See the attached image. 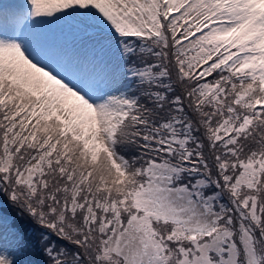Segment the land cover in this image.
<instances>
[{
    "label": "snow or ice",
    "instance_id": "snow-or-ice-1",
    "mask_svg": "<svg viewBox=\"0 0 264 264\" xmlns=\"http://www.w3.org/2000/svg\"><path fill=\"white\" fill-rule=\"evenodd\" d=\"M0 264H264V0H0Z\"/></svg>",
    "mask_w": 264,
    "mask_h": 264
},
{
    "label": "trees",
    "instance_id": "trees-1",
    "mask_svg": "<svg viewBox=\"0 0 264 264\" xmlns=\"http://www.w3.org/2000/svg\"><path fill=\"white\" fill-rule=\"evenodd\" d=\"M6 213H7L9 216H11V214H12V210H11V209L6 210Z\"/></svg>",
    "mask_w": 264,
    "mask_h": 264
},
{
    "label": "rangeland",
    "instance_id": "rangeland-1",
    "mask_svg": "<svg viewBox=\"0 0 264 264\" xmlns=\"http://www.w3.org/2000/svg\"><path fill=\"white\" fill-rule=\"evenodd\" d=\"M7 214V213H6ZM8 215V214H7Z\"/></svg>",
    "mask_w": 264,
    "mask_h": 264
}]
</instances>
